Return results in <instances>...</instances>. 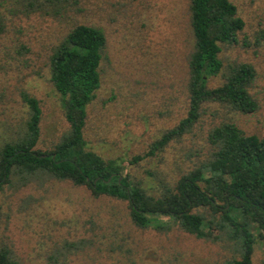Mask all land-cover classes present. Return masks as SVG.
I'll list each match as a JSON object with an SVG mask.
<instances>
[{"label": "rangeland", "instance_id": "374dc122", "mask_svg": "<svg viewBox=\"0 0 264 264\" xmlns=\"http://www.w3.org/2000/svg\"><path fill=\"white\" fill-rule=\"evenodd\" d=\"M27 1L31 7L24 6ZM0 0V145L21 131L27 108L21 94L38 101L39 150L66 131L59 95L48 78L55 44L74 23L99 27L105 46L99 86L86 107L87 148L116 159L122 174L155 194L162 184L206 160L207 131L232 122L247 134L264 137V0H230L243 20L231 44H221L224 70L249 63L254 76L248 92L256 109L247 114L206 102L188 132L136 163L152 142L186 113V56L191 44L188 0ZM222 72V71H221ZM220 72V73H221ZM220 73L207 87L221 82ZM129 180V181H131ZM0 190V244L18 264H225L234 256L223 237L198 239L170 218L165 231L139 229L127 218L126 202L94 197L84 186L45 176ZM250 264H264V247L254 245Z\"/></svg>", "mask_w": 264, "mask_h": 264}, {"label": "trees", "instance_id": "16d2710c", "mask_svg": "<svg viewBox=\"0 0 264 264\" xmlns=\"http://www.w3.org/2000/svg\"><path fill=\"white\" fill-rule=\"evenodd\" d=\"M56 3L41 0L37 6L54 8ZM31 5L30 1L24 4ZM188 12L192 41L186 56L185 116L152 142L147 153L133 155L127 164L152 155L171 138L188 132L206 102L240 114L256 109L248 92L253 67L234 62L221 70V44L234 43L243 27L236 6L230 0H188ZM260 37L264 38V29ZM104 46L102 30L86 23H74L55 44L47 61L48 80L59 95L66 131L49 148H36L38 101L22 93L27 116L19 134L0 145V190L4 184L16 187L14 181L23 185L39 176L66 180L86 187L94 197L125 201L127 218L139 229L165 231L169 225L163 219L170 218L195 238L223 237L231 243L234 256L225 264H250L255 243L264 247V137L247 134L232 122H221L207 131L211 152L206 160L171 184H162L157 193H148L128 173H121L118 160H105L87 148L86 107L99 86ZM219 73L221 82L207 87L208 79ZM0 264H18L9 247L1 244Z\"/></svg>", "mask_w": 264, "mask_h": 264}]
</instances>
